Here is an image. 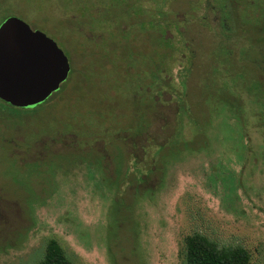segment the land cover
<instances>
[{
    "label": "rangeland",
    "instance_id": "1",
    "mask_svg": "<svg viewBox=\"0 0 264 264\" xmlns=\"http://www.w3.org/2000/svg\"><path fill=\"white\" fill-rule=\"evenodd\" d=\"M71 63L47 107L0 100V264H264V0H0Z\"/></svg>",
    "mask_w": 264,
    "mask_h": 264
},
{
    "label": "water",
    "instance_id": "2",
    "mask_svg": "<svg viewBox=\"0 0 264 264\" xmlns=\"http://www.w3.org/2000/svg\"><path fill=\"white\" fill-rule=\"evenodd\" d=\"M71 63L57 43L17 20L0 27V100L35 109L58 93Z\"/></svg>",
    "mask_w": 264,
    "mask_h": 264
},
{
    "label": "trees",
    "instance_id": "3",
    "mask_svg": "<svg viewBox=\"0 0 264 264\" xmlns=\"http://www.w3.org/2000/svg\"><path fill=\"white\" fill-rule=\"evenodd\" d=\"M63 89L54 94L50 99L61 95ZM47 102L39 106V108H46ZM6 105L14 110H20L11 105ZM185 246L186 264H251L252 260L250 252L244 247H221L217 242L199 233L187 237ZM39 264L74 263L67 256L61 244L57 240L51 239L48 242L44 259Z\"/></svg>",
    "mask_w": 264,
    "mask_h": 264
}]
</instances>
